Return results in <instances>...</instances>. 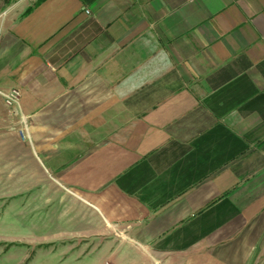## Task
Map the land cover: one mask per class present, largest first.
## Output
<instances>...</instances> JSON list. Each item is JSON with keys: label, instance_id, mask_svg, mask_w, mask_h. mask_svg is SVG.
I'll return each instance as SVG.
<instances>
[{"label": "crops", "instance_id": "1", "mask_svg": "<svg viewBox=\"0 0 264 264\" xmlns=\"http://www.w3.org/2000/svg\"><path fill=\"white\" fill-rule=\"evenodd\" d=\"M37 1L0 0V197L33 196V255L264 264V0Z\"/></svg>", "mask_w": 264, "mask_h": 264}, {"label": "rangeland", "instance_id": "2", "mask_svg": "<svg viewBox=\"0 0 264 264\" xmlns=\"http://www.w3.org/2000/svg\"><path fill=\"white\" fill-rule=\"evenodd\" d=\"M2 194L5 195L0 190V196ZM34 204L35 201L31 195L25 197L10 195L3 197V200L0 197V242H4L0 245V249L2 246L4 247L0 250V262L4 264H88L69 259L71 255H68L69 258L66 260L65 254H59V252L51 254L46 251L33 255L35 245L33 238L37 240V235L40 234L31 224V220L35 217L40 218V213L34 212ZM23 210L25 211L24 215H22ZM45 215L47 216L48 212ZM34 230L36 235H34ZM7 247L8 250H5ZM30 248H32L31 251H29ZM60 255L62 256L59 257ZM111 262L110 259L105 260V264Z\"/></svg>", "mask_w": 264, "mask_h": 264}, {"label": "built area", "instance_id": "3", "mask_svg": "<svg viewBox=\"0 0 264 264\" xmlns=\"http://www.w3.org/2000/svg\"><path fill=\"white\" fill-rule=\"evenodd\" d=\"M0 94L5 97L6 103L8 105L17 104L19 102L20 93L17 90H12L9 93H5L3 91H0Z\"/></svg>", "mask_w": 264, "mask_h": 264}, {"label": "trees", "instance_id": "4", "mask_svg": "<svg viewBox=\"0 0 264 264\" xmlns=\"http://www.w3.org/2000/svg\"><path fill=\"white\" fill-rule=\"evenodd\" d=\"M42 1H44V0H39V1H37V3H35L34 6L37 5V4H39V3L42 2ZM34 6H30L28 9H26V11L24 12L23 15L28 14V13L33 9Z\"/></svg>", "mask_w": 264, "mask_h": 264}]
</instances>
